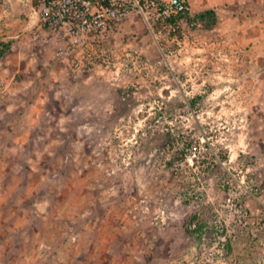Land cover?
Instances as JSON below:
<instances>
[{
    "label": "rangeland",
    "instance_id": "1",
    "mask_svg": "<svg viewBox=\"0 0 264 264\" xmlns=\"http://www.w3.org/2000/svg\"><path fill=\"white\" fill-rule=\"evenodd\" d=\"M192 2L195 13L214 9L215 27L247 55L241 112L226 100L199 113L213 143L197 154L209 157L204 165H180V152L161 146L107 144L126 111L117 88L72 82L50 43L35 47L30 34L10 32L14 45L0 60V82L11 83L0 98V264H250L262 251L252 250L250 231L230 225L237 233L230 250L198 263L200 244L187 223L198 210L209 223L227 219V183L236 186L242 174L264 195V41L249 36L264 4ZM199 170L200 181L178 178ZM159 207L167 218L158 227Z\"/></svg>",
    "mask_w": 264,
    "mask_h": 264
},
{
    "label": "built area",
    "instance_id": "2",
    "mask_svg": "<svg viewBox=\"0 0 264 264\" xmlns=\"http://www.w3.org/2000/svg\"><path fill=\"white\" fill-rule=\"evenodd\" d=\"M30 1L38 16L30 32L32 45L47 47L50 43L53 57L65 64L72 82H105L117 88L126 111L107 144L161 146L179 151L183 157L176 161L180 165L207 163L209 157L197 154L213 143L199 113L208 116L209 107L223 109L224 101L232 100V113L239 114L242 97L249 95L246 89L242 93L247 55L239 43L194 19L190 0ZM0 8L8 11L5 0H0ZM128 21L140 23L142 29L123 33L121 26ZM10 91L11 83L0 82V98ZM123 133L126 138H120ZM200 172L185 176L180 172L178 178L200 181ZM236 183H227V198L221 204L231 211L227 219L220 214L209 223L198 210L187 223L189 230L207 224L200 237V252L194 254L198 263L223 256L236 239L234 228L238 227L243 229L240 233L250 231L252 250H262L252 253L250 264H264L261 183L246 174ZM245 196L257 205L254 211L245 204ZM155 214L154 223L162 226L165 210L159 207Z\"/></svg>",
    "mask_w": 264,
    "mask_h": 264
},
{
    "label": "crops",
    "instance_id": "3",
    "mask_svg": "<svg viewBox=\"0 0 264 264\" xmlns=\"http://www.w3.org/2000/svg\"><path fill=\"white\" fill-rule=\"evenodd\" d=\"M5 2L7 3L8 11L0 8L3 11V13L0 14L4 15H0V38H9L14 36L10 33L14 30L19 32V35L30 34L38 19L32 2L30 0H8V2L5 0ZM253 2H256L257 4H264V0H253ZM191 6L194 11L196 8L194 2L191 3ZM23 14L24 16L26 15L27 18L23 17L24 19L22 20ZM255 15L256 17H254ZM252 20L254 21V27L249 33L250 40L264 41V11H256L255 14L253 13ZM134 29H142V25L138 22L128 21L121 26L122 32L127 34L132 32ZM153 54L155 55L156 52Z\"/></svg>",
    "mask_w": 264,
    "mask_h": 264
},
{
    "label": "trees",
    "instance_id": "4",
    "mask_svg": "<svg viewBox=\"0 0 264 264\" xmlns=\"http://www.w3.org/2000/svg\"><path fill=\"white\" fill-rule=\"evenodd\" d=\"M194 19L199 20L202 22L205 28H213L217 25V13L214 9H204L199 12L195 13ZM14 45L13 39H8L6 37L0 38V60L3 58V56L11 49V47ZM207 224L203 223L198 225L193 230H187V232L195 238V241L199 244L200 243V237L202 232L205 229V226ZM229 246L227 247V252L229 251Z\"/></svg>",
    "mask_w": 264,
    "mask_h": 264
}]
</instances>
